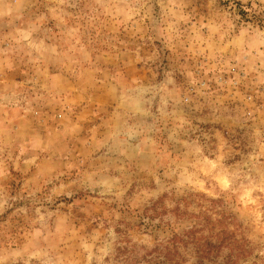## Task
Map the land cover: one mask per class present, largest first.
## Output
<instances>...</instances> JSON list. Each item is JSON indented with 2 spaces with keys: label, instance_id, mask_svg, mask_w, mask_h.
I'll use <instances>...</instances> for the list:
<instances>
[{
  "label": "rangeland",
  "instance_id": "rangeland-1",
  "mask_svg": "<svg viewBox=\"0 0 264 264\" xmlns=\"http://www.w3.org/2000/svg\"><path fill=\"white\" fill-rule=\"evenodd\" d=\"M0 264H264V0H0Z\"/></svg>",
  "mask_w": 264,
  "mask_h": 264
}]
</instances>
